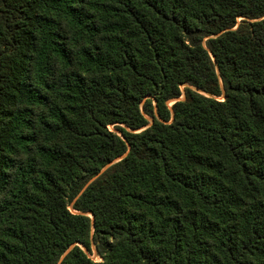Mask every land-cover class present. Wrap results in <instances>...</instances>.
<instances>
[{"label":"trees","instance_id":"1","mask_svg":"<svg viewBox=\"0 0 264 264\" xmlns=\"http://www.w3.org/2000/svg\"><path fill=\"white\" fill-rule=\"evenodd\" d=\"M0 264H264V0H0Z\"/></svg>","mask_w":264,"mask_h":264},{"label":"rangeland","instance_id":"2","mask_svg":"<svg viewBox=\"0 0 264 264\" xmlns=\"http://www.w3.org/2000/svg\"><path fill=\"white\" fill-rule=\"evenodd\" d=\"M181 99H183V96L181 97ZM172 103L169 104V106L171 105ZM86 252V251H85ZM87 253V252H86ZM89 257L94 260V261H99V258L96 256L95 254V251L93 250V252L91 254H89Z\"/></svg>","mask_w":264,"mask_h":264},{"label":"water","instance_id":"3","mask_svg":"<svg viewBox=\"0 0 264 264\" xmlns=\"http://www.w3.org/2000/svg\"><path fill=\"white\" fill-rule=\"evenodd\" d=\"M108 167V166H107ZM91 218H93V216L91 215Z\"/></svg>","mask_w":264,"mask_h":264}]
</instances>
